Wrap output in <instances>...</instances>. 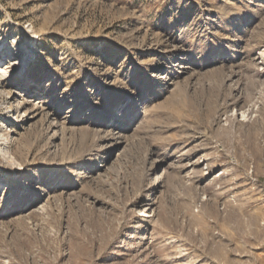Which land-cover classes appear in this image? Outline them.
Here are the masks:
<instances>
[{
  "label": "rangeland",
  "instance_id": "1",
  "mask_svg": "<svg viewBox=\"0 0 264 264\" xmlns=\"http://www.w3.org/2000/svg\"><path fill=\"white\" fill-rule=\"evenodd\" d=\"M0 64V264H264V0H0Z\"/></svg>",
  "mask_w": 264,
  "mask_h": 264
},
{
  "label": "bare ground",
  "instance_id": "2",
  "mask_svg": "<svg viewBox=\"0 0 264 264\" xmlns=\"http://www.w3.org/2000/svg\"><path fill=\"white\" fill-rule=\"evenodd\" d=\"M12 54H13V53H9V57H12ZM13 57H14V58H12V59L10 58V60H9V62H8V64L11 63V66L17 64L16 61H13L17 56L13 54ZM11 66L8 65V66H5V67H4V65H1V64H0V72H3V71H4V72H9V68H10ZM4 84H5V83H4Z\"/></svg>",
  "mask_w": 264,
  "mask_h": 264
}]
</instances>
